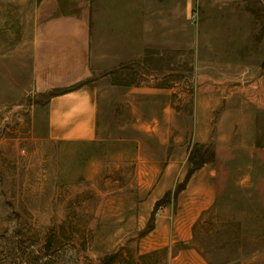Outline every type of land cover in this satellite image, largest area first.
<instances>
[{
    "label": "rangeland",
    "instance_id": "obj_1",
    "mask_svg": "<svg viewBox=\"0 0 264 264\" xmlns=\"http://www.w3.org/2000/svg\"><path fill=\"white\" fill-rule=\"evenodd\" d=\"M189 5L187 46L98 78L96 137L60 142L32 88L34 0H0V264H169L188 246L264 264V155L246 168L236 146L250 117L264 146V0ZM200 159L212 179L173 197Z\"/></svg>",
    "mask_w": 264,
    "mask_h": 264
},
{
    "label": "crops",
    "instance_id": "obj_2",
    "mask_svg": "<svg viewBox=\"0 0 264 264\" xmlns=\"http://www.w3.org/2000/svg\"><path fill=\"white\" fill-rule=\"evenodd\" d=\"M189 1L34 0L30 65L33 90L48 94L43 104V137L60 142L94 139L102 107L97 79L148 51L187 46L188 40L175 37L173 29L174 25H187ZM249 119L244 129L240 125L236 128L240 135L236 146L244 150L246 168L254 166L257 154L264 155V146L256 144L257 131ZM207 141V134L195 132L193 143ZM209 165L195 170L179 193L197 178L210 181L214 171ZM169 264L208 263L188 246L173 254Z\"/></svg>",
    "mask_w": 264,
    "mask_h": 264
},
{
    "label": "trees",
    "instance_id": "obj_3",
    "mask_svg": "<svg viewBox=\"0 0 264 264\" xmlns=\"http://www.w3.org/2000/svg\"><path fill=\"white\" fill-rule=\"evenodd\" d=\"M196 147L199 146V143H195ZM189 161H191V158H188ZM212 161L211 159L205 160V159H200L195 165L194 167L186 174L184 181L179 184L178 186H176L174 192H173V197H175L182 189H184L186 182L188 181L189 177L191 176V174L197 170L198 168H200L201 166H203L205 163ZM169 194V191H167L165 193V195ZM113 257H115V254H112L110 256H108L107 258L112 259Z\"/></svg>",
    "mask_w": 264,
    "mask_h": 264
}]
</instances>
